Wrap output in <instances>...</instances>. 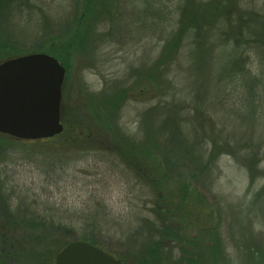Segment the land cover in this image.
I'll list each match as a JSON object with an SVG mask.
<instances>
[{"label":"rangeland","instance_id":"1","mask_svg":"<svg viewBox=\"0 0 264 264\" xmlns=\"http://www.w3.org/2000/svg\"><path fill=\"white\" fill-rule=\"evenodd\" d=\"M37 1L30 21L4 11L0 31L14 47L39 52L40 46L68 43L78 34L62 84L63 132L40 140L0 133V215L9 218L6 232L20 258L29 254L37 234L42 240L35 248L41 251L46 241L65 235L61 227L91 232L129 264L152 240L174 249L180 232H169L166 240L149 226L158 217L152 201L164 196L174 213L167 217L178 219L174 189L185 183L179 209L184 221L179 220L187 239H203L198 250L205 252L204 264H245L251 258L264 264L253 260L264 256V0L222 2L200 62L190 65L182 57L169 64L167 58L156 73L163 84L156 85L148 74L167 38L138 18L140 2ZM213 55L221 57L214 67L225 73L217 84ZM153 106L180 117L185 130L159 127L158 118L151 120ZM184 131L203 140V161L217 148L209 166L185 153ZM148 176L165 184L163 194L149 188ZM91 209L98 220L130 223L95 226L86 219ZM178 250L171 251L173 257ZM56 254L44 260L55 264ZM158 264L177 263L165 257Z\"/></svg>","mask_w":264,"mask_h":264},{"label":"trees","instance_id":"2","mask_svg":"<svg viewBox=\"0 0 264 264\" xmlns=\"http://www.w3.org/2000/svg\"><path fill=\"white\" fill-rule=\"evenodd\" d=\"M134 4L136 2H140L142 7V13L138 16L139 19H141L143 22H145L146 28H155L156 30L163 31L162 34L166 35L165 39L167 40L163 43V46L161 47V54L157 56L155 61L153 62L152 71L148 74L150 80L152 82L157 83L160 82L163 84V77H156L157 76V69L160 67H165L163 65L164 62L167 61V58H169V64L174 63L177 61L178 58H184L185 61L189 62L190 65L196 63L195 60L198 62L201 58L200 51L202 50L203 43L205 42V34L210 31L212 28V24L215 22L217 12L219 10V7L222 2H228L229 0H131ZM37 0H0V19L3 16V13L6 9L10 8V12L15 14L16 18L22 21H30L33 18V11L34 4L37 3ZM90 2V0H86V3ZM231 4V3H229ZM233 8V7H231ZM230 8V9H231ZM230 9L224 8V13L227 15ZM80 17L77 18L79 20ZM233 25V24H232ZM233 30L237 29L236 26H232ZM209 33V32H208ZM78 32L74 31L71 39L68 43L66 41L64 43L61 42H51L47 46H40V48L37 50L39 52H45L48 53L55 58L65 67L67 68L68 60L70 58L69 52L71 51L72 44L75 43V39L77 37ZM210 35V33H209ZM208 35V36H209ZM216 41V39H215ZM210 48L214 52L213 44L210 45ZM180 49L183 51L182 54L180 53ZM31 53V51L26 50H20L14 47L9 40L2 34L0 31V61L22 55ZM179 53V54H178ZM218 55L223 54L221 50H217L214 52ZM218 55H213L212 57V65L217 62L218 58H221ZM222 56V55H221ZM160 57V60L158 59ZM163 62V63H161ZM187 62V63H188ZM236 64L237 62L233 61L232 64ZM213 69L215 72V83L223 82L225 79V73H222L220 70L221 68L217 67L215 68L213 65ZM218 69V70H217ZM224 70V68H223ZM154 83V85H156ZM158 84V83H157ZM161 86V85H159ZM125 95V94H124ZM123 93L117 94V97L123 98ZM127 96V95H126ZM125 96V97H126ZM62 104V103H61ZM63 107V106H62ZM61 107L62 111L63 108ZM149 112L151 114V120H154L155 118H158L157 124L159 127H165L168 126H177L179 127V130H185L184 124L186 123L184 120H176L172 115L167 114L165 115V110L162 112L157 113V106H153L149 109ZM150 120V121H151ZM157 120V119H156ZM155 121V120H154ZM187 124V123H186ZM185 124V125H186ZM185 132V131H184ZM187 133V132H185ZM184 133V134H185ZM193 133V132H192ZM187 133V136H184L185 139L181 140L180 144L185 148V153L189 154V156L198 164H203L204 166H209L210 162L213 158H215V148L214 150H211L208 154L207 161H203L204 157V150L206 149L204 146L203 140L197 138V136ZM5 135V134H1ZM7 136V135H6ZM183 137V135H182ZM183 137V138H184ZM187 142H184V141ZM183 141V142H182ZM218 153V152H217ZM120 156H122L121 152L118 153ZM152 155V154H151ZM127 159V158H126ZM128 164L133 163V159L129 160L128 157ZM136 165V164H135ZM165 175V174H163ZM165 177V176H164ZM158 178V177H156ZM154 179L151 177H146L145 181L146 184L149 186L151 190H155L157 194H163L165 184L163 183V186L160 182H157V179ZM187 185L182 184L177 190L176 188L175 193L179 196L178 201L176 202L175 209L177 211V218L178 219H169L167 215L172 214V206L168 207L170 201H168L164 196L156 195L154 198L155 201L153 202L155 209V212L158 213V217L156 218V222H149V226L151 230L154 233H159L163 235V238H166L168 240V233L169 232H175L181 234L177 235V241L176 248H178V256L173 257L172 250L176 249L175 246L174 249L167 250L165 246H163V242L152 240L149 245L146 247L141 248V251L137 255V262L134 264H158L163 258L165 257L167 259H175V262L177 264H196L198 261L205 263L204 257L205 252L202 250H198L200 244L204 245L203 239L201 238H195L186 237L185 233L183 232L182 220H179L182 216L179 212V209L181 208V205L183 204V195L187 194ZM165 198V199H164ZM101 209V208H100ZM94 209L89 210L86 214L87 220H92L91 222H94L95 226L102 225V222L105 224H116V225H124L125 223H130L129 221H116V222H108V218L106 221L104 219H96L94 215H92L91 211ZM103 210V209H102ZM154 211V210H153ZM162 212V213H160ZM174 214V213H173ZM2 218V219H1ZM11 218V217H10ZM168 218V219H163ZM183 218V217H182ZM0 264H50V262H46L44 260L46 258L47 254H50L51 256H54V254L58 253L60 249L65 246L67 243L74 241V240H83L87 241L93 245H97L102 250L106 251L107 253L111 254L115 258L122 261L124 264H129V262L123 260L120 256L116 255L112 251L104 248L103 246H100L97 241L92 236V233L90 232V235H84L80 233H75V231L72 230V228L66 229V227H61L63 231H65V235L61 234L55 239L51 241L49 244L48 241L47 244H45L43 250H37L35 248L38 246V241L42 240V237L37 234V238H34L35 240L31 241H37L33 245L29 247V254L23 255L22 259L20 258V250H17V248L14 246V241L11 239L10 233L6 232L7 226L9 224V218L8 216H1L0 215ZM161 220V222H160ZM20 222L22 220H19ZM184 221V218H183ZM26 226H36L38 223H29L25 220H23ZM33 222V221H32ZM54 225V224H53ZM39 227V226H36ZM54 228V227H53ZM72 233L73 236H70L69 234ZM166 236V237H165ZM93 238V239H92ZM187 244H189L191 247H188ZM36 249V250H34ZM217 249V245H214V249L212 251V254H214L215 250ZM251 257V256H250ZM252 259V258H251ZM251 259L247 262H244L245 264H254V262H249ZM258 260L259 262L264 261V256H260V259H253ZM139 261V262H138ZM257 263V262H256ZM54 264V263H51ZM213 264H217V262H213Z\"/></svg>","mask_w":264,"mask_h":264},{"label":"water","instance_id":"3","mask_svg":"<svg viewBox=\"0 0 264 264\" xmlns=\"http://www.w3.org/2000/svg\"><path fill=\"white\" fill-rule=\"evenodd\" d=\"M65 67L45 52L0 61V133L21 140L48 139L63 132L60 120ZM55 264H124L87 241L74 240Z\"/></svg>","mask_w":264,"mask_h":264}]
</instances>
